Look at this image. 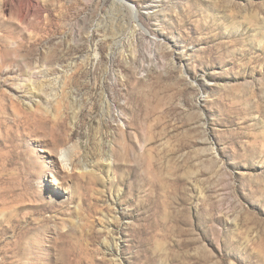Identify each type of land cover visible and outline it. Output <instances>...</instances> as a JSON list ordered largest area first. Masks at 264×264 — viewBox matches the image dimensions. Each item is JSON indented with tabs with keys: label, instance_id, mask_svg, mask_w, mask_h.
I'll return each mask as SVG.
<instances>
[{
	"label": "rangeland",
	"instance_id": "374dc122",
	"mask_svg": "<svg viewBox=\"0 0 264 264\" xmlns=\"http://www.w3.org/2000/svg\"><path fill=\"white\" fill-rule=\"evenodd\" d=\"M7 44L0 264H264V0H0Z\"/></svg>",
	"mask_w": 264,
	"mask_h": 264
},
{
	"label": "bare ground",
	"instance_id": "6f19581e",
	"mask_svg": "<svg viewBox=\"0 0 264 264\" xmlns=\"http://www.w3.org/2000/svg\"><path fill=\"white\" fill-rule=\"evenodd\" d=\"M28 10L31 9V6L28 5ZM20 29V27L11 25V27H8V35L6 36V39L8 38H14V35L16 31ZM10 41V40H8ZM20 52V46L11 47L10 45H6L4 49H2V60L0 61V70L4 66H9V63L12 61L11 57L13 55L17 56V54ZM14 64V63H13ZM12 65V64H11ZM16 70V69H15ZM9 74L11 77L15 75V71L13 69L9 70ZM9 77V76H8ZM23 77H18V83L16 82L15 87H11L14 91L15 95L17 97H20L23 99V101L27 102V104L36 103V104H48V96H50L47 92V85L45 83L47 79V73L44 70H41L39 72L33 71V69H29L27 73ZM10 78V77H9ZM68 156L72 155L75 156L76 148H71L67 150ZM68 159L72 163V159ZM74 160V159H73Z\"/></svg>",
	"mask_w": 264,
	"mask_h": 264
}]
</instances>
